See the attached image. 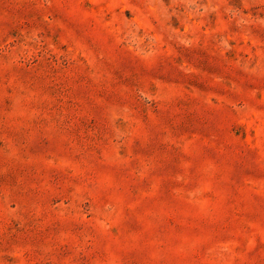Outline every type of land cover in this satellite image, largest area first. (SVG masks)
Masks as SVG:
<instances>
[{"label":"rangeland","instance_id":"rangeland-1","mask_svg":"<svg viewBox=\"0 0 264 264\" xmlns=\"http://www.w3.org/2000/svg\"><path fill=\"white\" fill-rule=\"evenodd\" d=\"M0 264H264V0H0Z\"/></svg>","mask_w":264,"mask_h":264}]
</instances>
